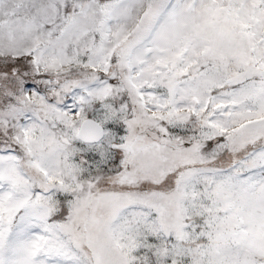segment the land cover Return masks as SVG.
<instances>
[{"label":"snow or ice","instance_id":"obj_1","mask_svg":"<svg viewBox=\"0 0 264 264\" xmlns=\"http://www.w3.org/2000/svg\"><path fill=\"white\" fill-rule=\"evenodd\" d=\"M0 264H264V0H0Z\"/></svg>","mask_w":264,"mask_h":264}]
</instances>
